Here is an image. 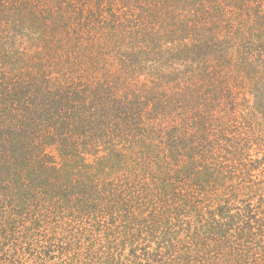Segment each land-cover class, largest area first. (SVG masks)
I'll return each instance as SVG.
<instances>
[{"label":"trees","instance_id":"1","mask_svg":"<svg viewBox=\"0 0 264 264\" xmlns=\"http://www.w3.org/2000/svg\"><path fill=\"white\" fill-rule=\"evenodd\" d=\"M0 264H264V0H0Z\"/></svg>","mask_w":264,"mask_h":264}]
</instances>
